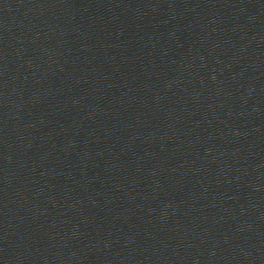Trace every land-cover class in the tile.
I'll use <instances>...</instances> for the list:
<instances>
[{"label": "water", "instance_id": "water-1", "mask_svg": "<svg viewBox=\"0 0 264 264\" xmlns=\"http://www.w3.org/2000/svg\"><path fill=\"white\" fill-rule=\"evenodd\" d=\"M0 264H264V0H0Z\"/></svg>", "mask_w": 264, "mask_h": 264}]
</instances>
